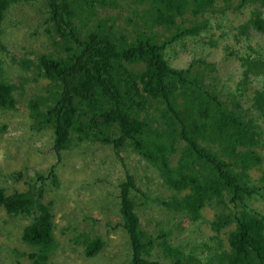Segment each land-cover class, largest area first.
Returning <instances> with one entry per match:
<instances>
[{
	"label": "trees",
	"instance_id": "obj_1",
	"mask_svg": "<svg viewBox=\"0 0 264 264\" xmlns=\"http://www.w3.org/2000/svg\"><path fill=\"white\" fill-rule=\"evenodd\" d=\"M19 1L23 0H0L1 48L6 14ZM132 1L146 5L134 15L142 21L143 33L117 27L126 7L123 2L130 0H44L45 50L16 62L48 81L44 94L29 100V116L38 129L53 131L57 155L71 149L74 140L77 145L85 141L109 144L117 154L124 148L137 152L167 186L184 192L164 202L181 215L182 222L201 220L207 205L222 208L210 222L215 236L207 252L198 254L190 244L189 250L178 249L170 244L174 232L154 234L142 226L134 192L143 191L128 175L120 184L118 199L120 226L130 241V264H161L149 259L156 246L173 256L169 264H264V214L246 203L259 192L250 171L264 162L258 151L264 132L247 109L244 113L240 97L222 98L211 77L212 63L197 58L186 69H177L165 56L167 47L185 45L187 39L208 33L209 15L251 8L249 19L235 35L238 41L246 40L247 50L231 54L240 60V86L252 78L262 84L251 99V108L264 118V55L249 44L254 33H264L260 9L264 0ZM126 23L134 21L127 16ZM159 29L171 32L162 44L156 41ZM216 43L209 37L210 47H217ZM29 81L39 80L26 77L20 85L10 82L0 58V110H16L15 92ZM51 177L57 183L53 174H36L28 190L13 194L0 188V207L7 214L33 217L22 233L23 242L35 250L28 254L32 264H48L58 248L52 202L44 197ZM260 181L264 187V171ZM77 241L89 258L105 245L100 237L89 234H79Z\"/></svg>",
	"mask_w": 264,
	"mask_h": 264
},
{
	"label": "rangeland",
	"instance_id": "obj_2",
	"mask_svg": "<svg viewBox=\"0 0 264 264\" xmlns=\"http://www.w3.org/2000/svg\"><path fill=\"white\" fill-rule=\"evenodd\" d=\"M217 9L220 8L219 1ZM125 9L117 20V27L126 30L144 31L142 21L135 19V11L141 13L146 6L133 2H123ZM136 9V10H135ZM264 18V7H260ZM251 8L238 12L229 9L224 14L220 11L209 15V31L203 37L187 39L185 45L179 43L166 49L169 63L185 69L199 58L212 63L217 90L222 91V98L230 99L233 94L243 100L259 129L264 132V118L260 112L251 108V99L262 84L252 78L245 86H240V60L231 52L246 51V40L235 39L239 26L247 22ZM46 14L44 0L19 1L6 14L3 22L0 58L3 62L9 81L20 85L24 78H35L38 82L29 81L15 92L18 105L16 110H0V188L7 194L29 189L28 183L36 174L55 175L46 181L45 201L52 202L54 234L58 244L48 264H130V241L119 213V187L128 175L134 177L137 187L143 192H134L139 203L141 224L147 231L157 234L160 230L174 232L171 245L178 249L187 244L197 247V253L207 252V246L214 244L215 233L210 222L222 208L215 204L207 205L202 210V219L197 222H182L181 215L165 203L184 192H175L166 185L158 171L143 159L137 152L124 148L119 154L112 145L96 141H85L77 145L73 142L71 149L57 155L53 149V131L38 129V125L29 116L28 103L35 94H44L48 81L38 76L34 70H24L16 62L23 58H35L45 50L46 40L43 31V18ZM134 23H126V17ZM156 41L163 43L168 32L159 29ZM252 34L254 33L251 30ZM211 37L217 47L207 43ZM256 52L264 55V33H254L249 43ZM226 48V50H225ZM23 91V92H22ZM35 126V127H34ZM258 151L264 158V133ZM179 150L173 156L177 163ZM264 171L262 165L254 167L250 176L255 187L259 188L255 197L247 199L249 208L264 214V187L260 178ZM37 185V184H36ZM40 183H38V187ZM33 217L11 216L0 207V264H32L28 254L35 251L22 240L23 229L31 223ZM179 227V228H176ZM231 230V227H228ZM79 234L98 236L104 241L102 251L89 258L84 254L85 247L78 243ZM150 260L169 264L173 256L164 247L156 246L151 252Z\"/></svg>",
	"mask_w": 264,
	"mask_h": 264
},
{
	"label": "clouds",
	"instance_id": "obj_3",
	"mask_svg": "<svg viewBox=\"0 0 264 264\" xmlns=\"http://www.w3.org/2000/svg\"><path fill=\"white\" fill-rule=\"evenodd\" d=\"M130 2H133L132 0H130ZM134 3V2H133ZM139 5H141L142 6V4H139ZM144 9H145V7H144ZM140 33H143L142 31H139ZM166 32H168V34L167 35H164V37H166V36H170L171 35V32L170 31H168L167 29H166ZM172 46V45H171ZM167 50H168V47H167ZM165 56H166V54H165ZM167 59V58H166ZM168 60V59H167ZM169 61V60H168ZM171 65V64H170ZM172 66V65H171ZM172 67H174V66H172ZM174 68H176V67H174ZM177 69H181V68H177ZM186 69V68H185Z\"/></svg>",
	"mask_w": 264,
	"mask_h": 264
}]
</instances>
